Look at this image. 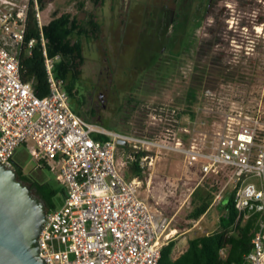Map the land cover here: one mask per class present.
<instances>
[{"label":"rangeland","instance_id":"374dc122","mask_svg":"<svg viewBox=\"0 0 264 264\" xmlns=\"http://www.w3.org/2000/svg\"><path fill=\"white\" fill-rule=\"evenodd\" d=\"M11 1L18 8L27 2ZM206 4V0H183L178 6L175 0H104L98 5L92 0H49L41 12L44 24L54 11L70 13L81 22L93 14L100 23L98 37L84 39L81 87L86 96L91 90L93 106L103 110L107 122L86 114L87 98L81 115L128 138L162 145L139 151L148 156L139 196L172 220L174 258L187 249L190 238L217 228L221 216L217 206L237 182L230 170L205 175L201 163L172 149L175 134L184 136L181 128L196 129L208 135L202 142L208 143L215 131L233 133L239 124L254 122L258 137L253 156L264 145V0H213L207 16ZM182 20L187 23L174 29V23ZM111 80L110 94L115 93L116 100L104 110L100 96ZM191 86L197 88L201 104L190 110ZM184 140L188 146L189 137ZM134 145L117 150V165L125 177L138 153ZM16 159L26 173L57 183L55 170L40 171L24 146L18 148ZM201 184L219 192L208 214L191 223L187 217L193 209L192 194ZM249 184L264 191V178L252 177L242 181L239 192ZM254 204L264 212L260 210L264 199ZM187 224L192 228L178 231Z\"/></svg>","mask_w":264,"mask_h":264},{"label":"built area","instance_id":"2783aa9c","mask_svg":"<svg viewBox=\"0 0 264 264\" xmlns=\"http://www.w3.org/2000/svg\"><path fill=\"white\" fill-rule=\"evenodd\" d=\"M30 1L42 28L37 0H27L20 8L11 0H0V164L16 170L15 154L24 146L39 165L45 162L55 170L66 191L63 205L47 212L39 237L40 258L46 264H159L163 248L174 237L172 220L139 196L140 178L127 180L121 173L117 142L134 143L138 153L162 145L109 132L74 111L64 82L54 74L60 56L50 58L45 48L50 94L40 98L32 83L22 81L19 49ZM34 44L35 40L29 42V51ZM257 130L254 122H246L233 133L215 131L208 143H202L205 132L181 128L184 136L175 134L172 149L201 163L205 175L230 170L232 180L263 179V144L253 156ZM101 135L110 139L98 140ZM185 137L190 139L188 146ZM147 159L145 152L142 168ZM263 199L264 191L249 184L235 200L240 210H253ZM259 224L244 264H264V223Z\"/></svg>","mask_w":264,"mask_h":264},{"label":"trees","instance_id":"16d2710c","mask_svg":"<svg viewBox=\"0 0 264 264\" xmlns=\"http://www.w3.org/2000/svg\"><path fill=\"white\" fill-rule=\"evenodd\" d=\"M48 1L37 0L40 12L44 10ZM92 1L95 5L104 2V0ZM206 1L205 15L207 16L211 0ZM182 24H174V29L179 28ZM100 28L101 25L96 21L93 14L89 15L86 22H81L70 13L59 11H54L49 21L41 28L36 15L35 4L30 1L25 40L19 49L22 81L32 83L38 97H47L50 94V83L45 67L44 48L50 58L60 56V61L55 65V77L64 82V89L70 95L72 108L81 115V109L86 101V95L83 94L81 87L83 66L86 60L84 39L93 40L97 38ZM31 40H35V44L29 51L28 44ZM197 92L195 86H191L187 92L189 109L201 104ZM190 113L194 117L195 111ZM96 138L103 141L110 139L104 135ZM118 147L128 150L127 146ZM16 155L17 152L14 161L19 180L30 185L32 190L47 203L48 211L60 207L62 199L66 197L65 189L58 181L55 184L53 181L41 178L40 175L35 176L32 173H26L17 161ZM144 155L145 152L134 154L135 160L128 166L125 177L127 180L144 177V168L140 165ZM38 169L51 171L45 162L42 165L38 164ZM242 181V179L237 180L234 188L226 190L219 202L217 207L221 216L217 228L210 233L190 238L187 249L177 258L173 257L176 242L171 240L163 248L159 264H244L246 256L254 248L253 240L261 230L259 222L264 223V212L258 211L256 204L253 210H240L237 207L235 199ZM218 192V188L210 190L206 184L196 187L191 201L193 209L189 212L187 219L191 223L198 222L207 215L215 205ZM185 227L191 229L192 225H181L178 231H183Z\"/></svg>","mask_w":264,"mask_h":264},{"label":"water","instance_id":"95a60500","mask_svg":"<svg viewBox=\"0 0 264 264\" xmlns=\"http://www.w3.org/2000/svg\"><path fill=\"white\" fill-rule=\"evenodd\" d=\"M47 212V203L19 180L17 171L0 164V264H46L39 237Z\"/></svg>","mask_w":264,"mask_h":264},{"label":"flooded vegetation","instance_id":"af4514ba","mask_svg":"<svg viewBox=\"0 0 264 264\" xmlns=\"http://www.w3.org/2000/svg\"><path fill=\"white\" fill-rule=\"evenodd\" d=\"M181 1H183V0H175V3L177 4V6L179 5V3L181 2ZM185 1H187V0H185ZM212 1V0H211ZM211 4V3H210ZM210 4H209V6L208 7H210ZM183 5V4H182ZM193 8V7H192ZM191 12H192V9H191ZM186 13V12H185ZM180 14H183L181 11H179V12H177V18L178 19H180L181 18V16L182 15H180ZM198 19H199V17H198ZM183 21V20H182ZM182 21H176L174 24H176V25H178V23H181ZM187 23V20L186 21H183V24L182 25H184V24H186ZM85 65V64H84ZM104 73V71L103 70H101V72H100V74H103ZM83 75V74H82ZM111 82H112V80L111 81H109L108 83L109 84H107L106 85V87L105 88H103V90H105L106 92L105 93H102L101 94V96H100V99H101V101L103 102L102 103V107L104 108V110L106 109V107L107 106H109V108L111 107L109 104H113V101H115L116 100V97H115V93H113L112 95L110 94V91H111ZM98 87V86H97ZM97 87H95L94 86V88H92L93 90H96V89H98ZM88 95L86 96V98L88 99V105H87V109H86V114L87 115H89V116H92V117H96L97 118V120L99 121V122H102L104 125L106 124V122H107V120H105V118H104V115H103V113H102V109L101 108H99V106H93V102H92V99H91V96H92V92H91V90L89 89L88 90ZM106 94H107V96H106ZM104 96H106L107 98H106V101H107V104H105L104 103V99H103V97ZM71 100V99H70ZM86 103V102H85ZM118 103H119V100H118ZM129 103H131V101L129 100ZM83 108V107H82ZM104 125H103V128L104 129H106L105 127H104ZM107 131H109V132H113V131H111V130H109V129H106ZM113 133H115V132H113ZM118 146H121V145H119L118 144Z\"/></svg>","mask_w":264,"mask_h":264},{"label":"crops","instance_id":"0c3cea01","mask_svg":"<svg viewBox=\"0 0 264 264\" xmlns=\"http://www.w3.org/2000/svg\"><path fill=\"white\" fill-rule=\"evenodd\" d=\"M61 203H62V204H61V206H62V205H63V203H64V199H62Z\"/></svg>","mask_w":264,"mask_h":264},{"label":"bare ground","instance_id":"6f19581e","mask_svg":"<svg viewBox=\"0 0 264 264\" xmlns=\"http://www.w3.org/2000/svg\"><path fill=\"white\" fill-rule=\"evenodd\" d=\"M173 233H175V230H174V232Z\"/></svg>","mask_w":264,"mask_h":264}]
</instances>
